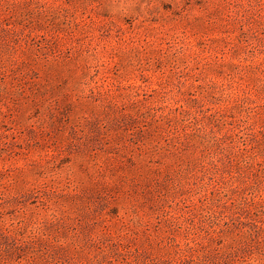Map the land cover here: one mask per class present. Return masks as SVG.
<instances>
[{"label":"rangeland","instance_id":"obj_1","mask_svg":"<svg viewBox=\"0 0 264 264\" xmlns=\"http://www.w3.org/2000/svg\"><path fill=\"white\" fill-rule=\"evenodd\" d=\"M0 264H264V0H0Z\"/></svg>","mask_w":264,"mask_h":264}]
</instances>
